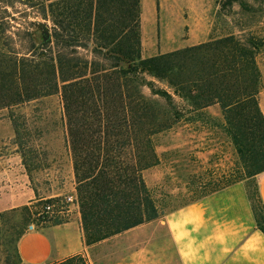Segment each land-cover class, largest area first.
Here are the masks:
<instances>
[{
  "label": "trees",
  "instance_id": "1",
  "mask_svg": "<svg viewBox=\"0 0 264 264\" xmlns=\"http://www.w3.org/2000/svg\"><path fill=\"white\" fill-rule=\"evenodd\" d=\"M217 5L213 26L220 23L229 32L214 36L213 29L205 43L143 58L141 0H0V109L59 94L86 247L159 219L158 201L142 175L159 163L154 138L181 120L208 119L205 110L214 105L243 172L193 201L244 182L264 234L257 185L264 173V115L258 102L264 35L252 31L264 23V0ZM17 6L44 24L12 26L8 10ZM235 7L248 23L232 20ZM39 28L44 33L38 43ZM12 124L18 139V125ZM62 200L41 199L12 210L20 224L11 240L15 260L7 258L6 264H24L17 243L28 233L31 217L37 227L63 223L36 216L46 204ZM60 264L86 261L75 256Z\"/></svg>",
  "mask_w": 264,
  "mask_h": 264
},
{
  "label": "rangeland",
  "instance_id": "2",
  "mask_svg": "<svg viewBox=\"0 0 264 264\" xmlns=\"http://www.w3.org/2000/svg\"><path fill=\"white\" fill-rule=\"evenodd\" d=\"M219 1L141 0L142 57L205 43L213 29L214 36L229 32L220 23H216V28L213 26ZM25 10L19 6L8 10L13 18L12 26L20 28L35 21L44 24L42 20L27 18ZM234 12L232 20L248 23L238 13V7ZM252 31L264 35V23ZM43 33L39 28L35 33L36 42L42 40ZM258 66L262 76L258 102L264 115V53L258 57ZM156 85L165 88L162 83L156 82ZM144 93L152 98L146 88ZM205 113L208 119L181 120L154 138L159 163L142 175L158 201L159 219L90 246L89 254L83 257L86 264H180L163 223L165 216L243 172L231 139L220 127L223 118L219 106H211ZM13 120L18 125V139ZM19 143L22 148L18 147ZM70 194L76 196L75 180L59 94L0 109V264H6L10 257L15 260V242L11 240L20 218L12 210L41 199L64 198ZM69 210L67 216L54 220L63 223L74 220L79 206H70ZM30 221L34 225L37 222L33 217ZM74 227L75 223L66 229ZM42 228L41 224L35 225V230Z\"/></svg>",
  "mask_w": 264,
  "mask_h": 264
},
{
  "label": "crops",
  "instance_id": "3",
  "mask_svg": "<svg viewBox=\"0 0 264 264\" xmlns=\"http://www.w3.org/2000/svg\"><path fill=\"white\" fill-rule=\"evenodd\" d=\"M141 47L144 52L143 43ZM257 185L264 206V173ZM73 223V229H66ZM163 223L180 264H264V234L257 229L244 182L170 212ZM17 251L24 264H58L87 256L79 212L74 220L26 233Z\"/></svg>",
  "mask_w": 264,
  "mask_h": 264
},
{
  "label": "built area",
  "instance_id": "4",
  "mask_svg": "<svg viewBox=\"0 0 264 264\" xmlns=\"http://www.w3.org/2000/svg\"><path fill=\"white\" fill-rule=\"evenodd\" d=\"M78 207L77 198L74 195L64 196L63 200L60 202H52L46 204L43 210L36 214L37 217L46 214L51 219L59 218L60 216H67L70 213L69 207ZM35 230V225L32 223L28 226L27 231L31 232Z\"/></svg>",
  "mask_w": 264,
  "mask_h": 264
},
{
  "label": "water",
  "instance_id": "5",
  "mask_svg": "<svg viewBox=\"0 0 264 264\" xmlns=\"http://www.w3.org/2000/svg\"><path fill=\"white\" fill-rule=\"evenodd\" d=\"M47 35V33H45Z\"/></svg>",
  "mask_w": 264,
  "mask_h": 264
}]
</instances>
